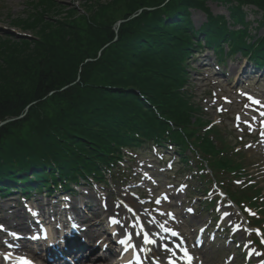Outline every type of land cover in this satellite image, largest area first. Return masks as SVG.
<instances>
[{"label": "trees", "instance_id": "trees-1", "mask_svg": "<svg viewBox=\"0 0 264 264\" xmlns=\"http://www.w3.org/2000/svg\"><path fill=\"white\" fill-rule=\"evenodd\" d=\"M207 1L88 0L79 14L59 0H31L11 21L31 36L0 34V125L10 121L0 126V196L67 189L79 176L102 180L125 150L174 144L188 168L191 160L212 171L203 186L216 181L229 200L259 212L251 223L264 224L262 190L230 185L245 168L240 144L207 128L188 90L189 61L204 48L221 59L226 44L264 65V37L251 35L264 28V0H213L235 2L230 20ZM245 6L261 19L248 20ZM189 10L208 22L196 29Z\"/></svg>", "mask_w": 264, "mask_h": 264}, {"label": "rangeland", "instance_id": "rangeland-1", "mask_svg": "<svg viewBox=\"0 0 264 264\" xmlns=\"http://www.w3.org/2000/svg\"><path fill=\"white\" fill-rule=\"evenodd\" d=\"M30 1L0 0V34H11L19 38L31 36L29 32L14 28L11 22L16 17H25ZM86 1L88 0H59L65 8L77 7L79 14L83 13ZM107 1L110 0H101L102 3ZM207 4L214 16L223 15L226 20H230L229 9L236 5L234 1L228 4L213 0H208ZM244 9L249 14L248 20L254 22L255 19H261L260 14L253 15L251 12L256 11V7L245 6ZM188 12L196 29L199 30L208 22L202 11ZM254 26L258 27V24L255 23ZM227 27L230 30L241 29L240 25ZM251 35L264 37V28H255ZM224 49L221 59L213 51L204 50L199 55L195 51L190 60L192 70L189 71L188 90L192 93V100L200 106L204 121L217 126L221 133H225L229 142L233 137H244L248 144L244 155L249 175L242 184H257L264 193V72H257L253 67L246 66L241 54H229L227 45H224ZM203 63L207 66H203ZM231 143L236 144L234 139ZM166 147L167 149H161L150 144L136 152H124L125 157L120 162L119 171L105 177L110 184L96 182L90 187L76 188L78 191L73 197L66 196L65 202L70 206L85 203L89 207L95 206L94 210L97 209V212L88 208L74 212L81 220L79 227L85 230L86 239L99 248L95 255L100 257L107 254V246L101 240V230L104 227L98 217L108 214L119 221V233L127 231L135 235V243L142 251L146 247L144 233L162 237L164 241L166 236L175 232L187 241L184 249L189 251L195 264H264V250L255 246V230L248 227L247 216L222 195L209 208L210 203L205 204L206 201L221 193L213 186L205 191L201 183L202 177L196 171L184 170L186 166L179 153L173 150L176 148L174 144H167ZM186 155L190 156V152L187 151ZM42 192L37 197L39 206H43L44 202L46 207L42 208L49 211L50 198ZM57 192L61 194L60 189ZM67 194L68 192L65 193ZM19 198L22 197L11 194L0 198V246L5 245L2 248H7L10 237L21 245L16 240L17 235L36 233L38 226L30 225L25 219V202ZM55 201L52 200L51 204ZM246 212L250 214L249 210ZM53 218L60 222L55 216ZM6 219L12 224L10 229L2 226ZM52 227L49 225V228ZM106 227L109 228L108 225ZM156 241L154 238L153 242ZM163 241L159 243L160 253L146 254L149 264H155L156 256L166 264V260L172 255L162 251L166 245ZM175 243L177 245L170 244L167 247L180 256L183 247L179 246V241ZM2 248L0 247V255H3ZM96 262L101 261L97 259L87 264Z\"/></svg>", "mask_w": 264, "mask_h": 264}, {"label": "bare ground", "instance_id": "bare-ground-1", "mask_svg": "<svg viewBox=\"0 0 264 264\" xmlns=\"http://www.w3.org/2000/svg\"><path fill=\"white\" fill-rule=\"evenodd\" d=\"M95 208H93V206L91 207V211H94V212H97L96 210H94ZM109 218V217H108ZM2 221V220H1ZM2 225L4 226L5 229H10L12 227V224L9 222L8 219H6L5 221L2 222ZM123 235V237L125 236V234H121ZM53 237H56V236H53ZM127 237H125L124 239H126ZM154 238L157 240L156 242H152V243H148L146 242V252L148 253H151V254H155L159 251L160 249V242L163 241V238L162 237H155L154 235L150 236V240L154 241ZM123 239V240H124ZM133 240V239H132ZM146 241V240H145ZM167 241H170L172 243H175L174 242V239L172 237H169V236H166V239H164V242H167ZM132 243V242H131ZM166 244H170L169 242H167ZM130 245H134L133 243L130 244ZM159 248V249H158ZM99 250L98 247H94L93 249H90V252L89 254H87L85 257L82 258V260L78 263V264H87L88 262H93L97 259H99L100 257H98L99 255H95L97 253V251ZM117 252V251H116ZM116 252H110L108 253L107 255H105L104 258H112L113 256L117 255L118 253ZM93 255H95V257H92ZM7 257V258H6ZM95 258V259H94ZM179 256H176L175 257V260H177V262H173L172 264H189L188 262V259L186 258L185 261H180L179 260ZM21 259H26L28 260L27 258H23V257H19V256H16L15 254H12V253H8L7 255H3V256H0V264H19V261ZM94 259V260H93ZM103 259H99V261H102ZM30 261V260H29ZM32 262V261H31ZM32 264H35L34 262H32ZM91 264H103V262H96V263H91ZM190 264H194L193 261L191 260Z\"/></svg>", "mask_w": 264, "mask_h": 264}, {"label": "snow or ice", "instance_id": "snow-or-ice-1", "mask_svg": "<svg viewBox=\"0 0 264 264\" xmlns=\"http://www.w3.org/2000/svg\"><path fill=\"white\" fill-rule=\"evenodd\" d=\"M250 99H251V97H249ZM256 103H259L258 101H255ZM262 115H264V113H262ZM262 134H264V133H262ZM113 223H118V221H116V220H113L112 221ZM142 227V226H141ZM174 236L175 235H178L177 233H175V232H173L172 233ZM144 236H145V240H146V242H148V243H152L153 241L152 240H150V239H148V234L147 233H144ZM130 235H129V240H130ZM121 243H127V241H124V240H122V241H120ZM134 247V246H133ZM164 248H165V250L166 251H172V249H170V248H168L167 247V245H164ZM184 255L187 257V259H188V262H189V264H190V262H191V257L190 256H188V253H187V251L186 250H184ZM7 258V257H6ZM19 264H32V262L31 261H29V260H26V259H21L20 261H19ZM170 264H171V261H170Z\"/></svg>", "mask_w": 264, "mask_h": 264}, {"label": "water", "instance_id": "water-1", "mask_svg": "<svg viewBox=\"0 0 264 264\" xmlns=\"http://www.w3.org/2000/svg\"><path fill=\"white\" fill-rule=\"evenodd\" d=\"M8 122H10V121H7V122L2 123L0 126L5 125V124H7Z\"/></svg>", "mask_w": 264, "mask_h": 264}]
</instances>
